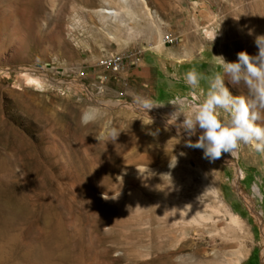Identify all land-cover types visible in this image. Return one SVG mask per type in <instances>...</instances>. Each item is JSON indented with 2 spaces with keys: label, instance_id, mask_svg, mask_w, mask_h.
Wrapping results in <instances>:
<instances>
[{
  "label": "rangeland",
  "instance_id": "1",
  "mask_svg": "<svg viewBox=\"0 0 264 264\" xmlns=\"http://www.w3.org/2000/svg\"><path fill=\"white\" fill-rule=\"evenodd\" d=\"M108 8L119 17L99 13ZM259 36L264 0H0L1 222L17 225L11 233L22 241L43 243L51 264H220L211 257L220 243L209 236L212 221L236 232L222 200L245 228L240 264H264V154L242 144L210 161L186 146L202 130L177 133L221 71L215 56L257 55ZM111 54L140 56L149 86L126 94L136 68L120 77L101 70ZM193 61L214 67L195 94L179 88L156 103L155 85L178 82L179 65ZM89 106L98 119L82 126Z\"/></svg>",
  "mask_w": 264,
  "mask_h": 264
},
{
  "label": "clouds",
  "instance_id": "2",
  "mask_svg": "<svg viewBox=\"0 0 264 264\" xmlns=\"http://www.w3.org/2000/svg\"><path fill=\"white\" fill-rule=\"evenodd\" d=\"M256 45L257 55L240 51L236 61L229 62L223 56H215L221 71L207 78L209 87L203 93L205 98L194 111L182 113L184 119L177 125L178 135L181 129L189 137L196 135L197 128L202 130L199 138L195 142L187 140L186 146L202 149L204 158L210 161L221 158L223 153L232 154L242 144L250 145L257 153L264 154V36L256 38ZM184 79L191 88L196 89L200 80L206 77L192 69ZM228 85L238 90L242 87L245 94L234 95ZM194 99L185 100L189 109L193 107ZM152 107L149 101H144V109ZM179 115H175L171 123H175ZM98 116V109L89 106L82 110L80 123L87 126L94 123ZM119 133L112 129L108 135L116 140ZM96 139L100 141L101 137ZM176 163L175 157L174 161L171 159L170 166L174 167ZM103 198L108 199L107 196Z\"/></svg>",
  "mask_w": 264,
  "mask_h": 264
},
{
  "label": "bare ground",
  "instance_id": "3",
  "mask_svg": "<svg viewBox=\"0 0 264 264\" xmlns=\"http://www.w3.org/2000/svg\"><path fill=\"white\" fill-rule=\"evenodd\" d=\"M117 1L123 6L126 5L128 0H117ZM99 13L101 15H105V17L108 20L109 18L116 19L117 17H119L121 12L120 10L108 8V10H102ZM28 82L34 85H39V82L35 79L28 78ZM166 156H169L167 158H172V154L170 152H168ZM174 198H175L174 195L169 196L168 201L174 202L175 204L176 200L174 201ZM221 201L222 200H220L219 203H217L221 210L220 212L222 213V216L224 218L225 217L227 218L229 224L235 228L236 232L234 230L226 231V229H222L223 224L219 220V218L216 221H212L214 223L213 226H211L212 232L210 231L211 234H209V236L213 240V242L219 240L220 243L219 245L215 246V248L213 249L211 253V257L214 260L220 257L221 258L220 264H240L242 258L245 257L247 254V248H246L247 245H245V243L242 242V237H240L245 229L243 225V221L240 219L238 215H235L232 212V210L229 209ZM162 205L165 206V204ZM2 206L3 205H1L0 207ZM159 207H161V205H159ZM1 219H0V264H51L52 257L48 252H46L45 245L43 243L36 244V242L34 241H28V242L22 241L19 233L18 234L11 233V231L13 230L18 231L19 227L17 225L15 227H12L9 224H5L1 222ZM260 224H262L261 221ZM263 238H264V230H263ZM244 241H248V237H246V240ZM233 243H238L239 246L237 245L236 248L233 249ZM148 249H150V247ZM262 257L264 262V250L262 253Z\"/></svg>",
  "mask_w": 264,
  "mask_h": 264
},
{
  "label": "crops",
  "instance_id": "4",
  "mask_svg": "<svg viewBox=\"0 0 264 264\" xmlns=\"http://www.w3.org/2000/svg\"><path fill=\"white\" fill-rule=\"evenodd\" d=\"M181 65V66H180ZM179 65V68L181 72L184 74L181 76L180 74V79L178 82H172V81H165V80H160V84L155 85V91L157 93V98H156V103L158 104H166L168 102H171L173 100L172 94H174L177 89L180 88V90H183L186 93L189 94H195L196 91L193 90L190 86L187 88V84L184 81L185 74L189 72L192 69H195L198 73H201L204 75V77L207 78L209 76L204 72L205 69L208 68H214L210 64L204 61H193L190 62L189 64H185L183 62L182 64ZM202 70V71H201ZM204 72V73H203ZM163 74V72H161ZM161 74V75H162ZM159 76V74H157ZM157 76V77H158ZM129 78V85L126 94L132 95L131 93L132 89L135 86H141V87H148L149 86V70L144 66L140 65L138 68L133 69L127 76ZM208 88H206L205 92L207 91Z\"/></svg>",
  "mask_w": 264,
  "mask_h": 264
},
{
  "label": "built area",
  "instance_id": "5",
  "mask_svg": "<svg viewBox=\"0 0 264 264\" xmlns=\"http://www.w3.org/2000/svg\"><path fill=\"white\" fill-rule=\"evenodd\" d=\"M170 42V40L168 41ZM141 62V57L134 54L125 55H106L99 61V68L108 71L115 76L128 74L132 68H136ZM106 79V78H104ZM123 84L126 85L125 80Z\"/></svg>",
  "mask_w": 264,
  "mask_h": 264
}]
</instances>
